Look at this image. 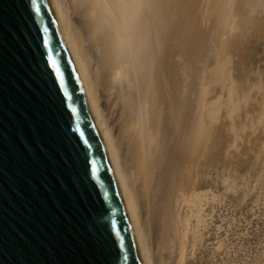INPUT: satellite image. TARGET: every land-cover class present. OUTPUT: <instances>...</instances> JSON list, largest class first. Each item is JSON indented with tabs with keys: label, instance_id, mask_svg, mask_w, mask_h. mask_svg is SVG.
Instances as JSON below:
<instances>
[{
	"label": "bare ground",
	"instance_id": "obj_1",
	"mask_svg": "<svg viewBox=\"0 0 264 264\" xmlns=\"http://www.w3.org/2000/svg\"><path fill=\"white\" fill-rule=\"evenodd\" d=\"M48 1L142 264H193L211 127L244 108L264 134V0Z\"/></svg>",
	"mask_w": 264,
	"mask_h": 264
},
{
	"label": "water",
	"instance_id": "obj_2",
	"mask_svg": "<svg viewBox=\"0 0 264 264\" xmlns=\"http://www.w3.org/2000/svg\"><path fill=\"white\" fill-rule=\"evenodd\" d=\"M0 264H142L48 0H0Z\"/></svg>",
	"mask_w": 264,
	"mask_h": 264
},
{
	"label": "rangeland",
	"instance_id": "obj_3",
	"mask_svg": "<svg viewBox=\"0 0 264 264\" xmlns=\"http://www.w3.org/2000/svg\"><path fill=\"white\" fill-rule=\"evenodd\" d=\"M260 63L251 72L263 68ZM242 110L233 114V120L227 121L228 117L222 125L217 122L211 127L210 140L218 138L214 144L219 145L209 142L220 149H213L210 163L214 151L222 160L221 166L216 160L206 163L197 175L198 182L206 184L202 191H206L208 201L202 211L207 218L201 229L204 237L190 258L193 264H264V134L256 141L262 126L256 130L252 114L243 118Z\"/></svg>",
	"mask_w": 264,
	"mask_h": 264
}]
</instances>
